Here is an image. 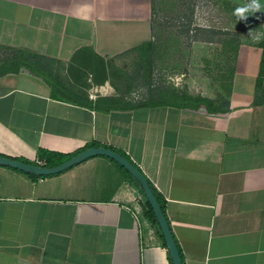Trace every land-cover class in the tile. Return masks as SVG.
<instances>
[{"label": "crops", "instance_id": "crops-1", "mask_svg": "<svg viewBox=\"0 0 264 264\" xmlns=\"http://www.w3.org/2000/svg\"><path fill=\"white\" fill-rule=\"evenodd\" d=\"M247 2L0 0V48L40 65L0 72V154L43 165L39 150L123 153L163 199L184 264H264V0L238 20ZM183 4L186 35L204 37L161 49V69L170 58L179 81L146 105L80 98L49 70L141 53L162 34L156 14ZM212 32L239 38L218 80L206 73ZM179 52L192 59L174 62ZM138 186L104 156L44 179L0 166V264H173Z\"/></svg>", "mask_w": 264, "mask_h": 264}, {"label": "rangeland", "instance_id": "rangeland-1", "mask_svg": "<svg viewBox=\"0 0 264 264\" xmlns=\"http://www.w3.org/2000/svg\"><path fill=\"white\" fill-rule=\"evenodd\" d=\"M188 8L190 6L183 4L181 10H183L184 14L181 11V14L174 17H171L172 15L167 13L156 14V24L161 26L163 31L162 34L157 36L148 53H128L109 61L89 60L77 67L57 63L55 68H50L49 66V70L52 71V75H54V71L55 75L60 79V83L72 90L80 98L87 100L105 99V104L117 108L146 105L149 102L150 90H153V92L151 91V95L160 92L170 93L169 89L179 81L176 78L180 74L178 70L181 72V69L176 68V65L171 62L170 58L166 60V63L163 64L164 67L161 69L159 62L163 54L161 49L171 44L176 46V44L180 43L188 47L192 45V38L204 37L202 33H196L197 31L186 35L185 31L188 29L186 22H189L187 21L186 13ZM215 22L217 23V21ZM259 24L264 29L263 21L259 20ZM215 27L218 28V25H215ZM171 32L176 35L171 36ZM207 36L214 44L209 53V56H211L209 65L213 66L214 70L208 68L210 73L207 69L206 73L213 79L218 80V77L223 75L224 62L234 59V48L238 46L239 38L235 34ZM9 53L10 51L0 48V72L6 68L4 59ZM185 55L187 56L184 57V54H180V52L175 53L174 62L176 60L190 61L192 59L191 52ZM148 58H150V61ZM148 62L151 63L150 67L148 66ZM226 64L228 67L229 63ZM227 67V85L229 86L232 73L231 69H227ZM150 68L151 75L148 72ZM197 71L198 69L194 68L191 72L186 73L184 80L196 79L198 75ZM199 71L201 72L202 69ZM184 80L181 82H184ZM197 85L195 84L194 87L198 88ZM103 96L106 98H103Z\"/></svg>", "mask_w": 264, "mask_h": 264}, {"label": "water", "instance_id": "water-1", "mask_svg": "<svg viewBox=\"0 0 264 264\" xmlns=\"http://www.w3.org/2000/svg\"><path fill=\"white\" fill-rule=\"evenodd\" d=\"M104 156L112 159L113 161L120 164L133 178H135L139 184L141 185L143 192L149 205L151 206L154 216L157 220L161 233L164 237L165 243L170 253V257L172 259L173 264H184L182 257L180 255L177 243L174 239L172 231L170 229V225L168 220L166 219L162 207L156 198L152 188L150 187L146 176L140 169H138L130 160L121 155L120 153L106 148V147H90L66 162L53 167H46L44 165H34L27 164L22 161L4 158L0 156V166H6L9 168H13L19 170L24 173L34 174L35 176L44 177V176H53L60 174L71 167L82 163L83 161L90 159L92 157Z\"/></svg>", "mask_w": 264, "mask_h": 264}, {"label": "trees", "instance_id": "trees-1", "mask_svg": "<svg viewBox=\"0 0 264 264\" xmlns=\"http://www.w3.org/2000/svg\"><path fill=\"white\" fill-rule=\"evenodd\" d=\"M211 35H216V33L212 32ZM196 38L197 37H195V40H197ZM210 42H212L211 39H210ZM150 47H151L150 44H144V45H142L140 47V50L143 52L144 49H146V51H144V53H146V52L148 53ZM150 58H148L149 61H150ZM4 61H5V65L6 66H10L11 68L12 67L13 68L25 67V68H27V69L31 70L32 72H35V73L40 71V65H39V62H38L39 61V57L36 54H33V53H28V52H25V51H10L9 55L5 57ZM148 66L149 67L151 66L150 62H148ZM262 69H264V60L262 61ZM148 72H149V75H151V68L149 69ZM151 91L153 92V90H150V93H151ZM152 98H153V95H152ZM88 148H90V147H88ZM120 154L123 155L124 157H126L128 160H130L129 157H127L125 154H123V153H120ZM0 156L4 157V158L14 159V158L7 157V156L1 155V154H0ZM38 156L43 161V165L44 166L53 167V166H58V165H60V164H62L64 162H66L67 160H69L70 158H72L75 155H62V154H58V153H50V152L48 153V152H44L43 150H39L38 151ZM14 160L22 161V162L27 163V164L39 165L37 163L29 162V161L22 160V159H14ZM134 165L139 169V167L136 164H134ZM27 174L32 176L33 178H37V179H44V178L50 177V176L39 177V176H35L34 174H30V173H27ZM132 180L136 181V179L133 178V177H132ZM147 181H148L150 187L152 188L156 198L158 199V201H159V203H160V205L162 207V211H163V213H164V215H165V217L167 219L166 208H165V203H164L163 199L161 198V196L159 195V193L157 192V190L155 189L153 184L148 179H147ZM138 187H139L142 195L146 199L141 185L139 184ZM146 203L148 205L149 212L154 217L155 222L157 223V220H156V218L154 216L153 210H152L151 206L149 205V202L147 201V199H146ZM157 225H158V223H157ZM158 228H159V226H158ZM176 243H177V241H176ZM177 246H178L180 255L182 257V260H183L182 252H181V249H180L178 243H177ZM183 263H184V261H183Z\"/></svg>", "mask_w": 264, "mask_h": 264}, {"label": "clouds", "instance_id": "clouds-1", "mask_svg": "<svg viewBox=\"0 0 264 264\" xmlns=\"http://www.w3.org/2000/svg\"><path fill=\"white\" fill-rule=\"evenodd\" d=\"M261 5L259 0H248L247 4L244 7H238L234 15L238 20H246L248 18L247 13L249 12H259Z\"/></svg>", "mask_w": 264, "mask_h": 264}]
</instances>
